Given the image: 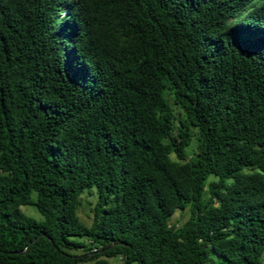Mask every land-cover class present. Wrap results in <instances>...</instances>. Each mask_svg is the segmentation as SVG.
I'll return each instance as SVG.
<instances>
[{
    "label": "trees",
    "instance_id": "trees-1",
    "mask_svg": "<svg viewBox=\"0 0 264 264\" xmlns=\"http://www.w3.org/2000/svg\"><path fill=\"white\" fill-rule=\"evenodd\" d=\"M116 256L264 264V0H0V264Z\"/></svg>",
    "mask_w": 264,
    "mask_h": 264
},
{
    "label": "rangeland",
    "instance_id": "rangeland-1",
    "mask_svg": "<svg viewBox=\"0 0 264 264\" xmlns=\"http://www.w3.org/2000/svg\"><path fill=\"white\" fill-rule=\"evenodd\" d=\"M92 196H88L87 193L90 191H85L81 195V206L78 209L77 215L79 217V220L81 223H83L86 226H89L92 222L93 218V206L96 202V190L93 188L91 189ZM21 211L23 214H25L27 217H30L34 219L37 222H41L43 220V217L40 215V213L37 211V209L34 206H21ZM188 217V211L184 212H176L174 215L171 216L170 222L175 224H181L183 221H185ZM72 253L77 254L76 251H73ZM108 264H122L119 257H111L107 258ZM87 264V263H84Z\"/></svg>",
    "mask_w": 264,
    "mask_h": 264
}]
</instances>
